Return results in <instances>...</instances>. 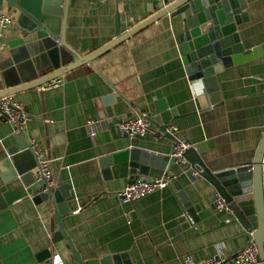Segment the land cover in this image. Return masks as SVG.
<instances>
[{"label":"crops","instance_id":"0c3cea01","mask_svg":"<svg viewBox=\"0 0 264 264\" xmlns=\"http://www.w3.org/2000/svg\"><path fill=\"white\" fill-rule=\"evenodd\" d=\"M246 1L249 20L239 32L246 49L257 47L260 52L218 75L222 96L218 105H209L203 88L188 78L182 62L186 45L178 38L181 27L178 18L169 15L67 71L62 86L48 90L35 86L12 94L30 114L25 134L51 160L54 186H72L66 199L71 212L61 222L83 257L128 254L135 264H202L219 252L232 257L248 241L249 233L234 221L231 211L215 209L213 185L205 178L191 180L186 165L170 170L194 204L196 220L174 184L124 202L119 192L135 178L127 163L111 166L110 175L101 165L102 158L130 148L134 141L170 161L176 139L201 146L199 153L213 171L253 163L264 137V0ZM163 5L162 0H69L67 41L86 56L122 32L117 31V16L129 30ZM0 12L15 20L5 30V39L18 31L16 15L6 8ZM21 55L8 44L2 52L0 90L19 78L17 67L27 62ZM38 56L49 59L47 53L33 54L20 84L51 72L47 68L34 79L32 58ZM123 84L125 93L115 92L113 87ZM157 91L168 103L161 112L164 123L179 128L176 139L159 127L144 140L122 133L119 120L139 112L155 116ZM16 136L0 114V187L21 174L31 184L26 197L0 209V264H40L38 255L45 249L55 258L59 255L63 264H72L71 250L53 217L54 202L34 200L44 181L34 174L33 154L25 150L7 156L9 149L20 147ZM164 172L156 167L147 176L156 178Z\"/></svg>","mask_w":264,"mask_h":264},{"label":"water","instance_id":"95a60500","mask_svg":"<svg viewBox=\"0 0 264 264\" xmlns=\"http://www.w3.org/2000/svg\"><path fill=\"white\" fill-rule=\"evenodd\" d=\"M163 4V7L155 14L129 30H125L124 24L119 19L121 16H117V31L122 30V32L101 48L83 56L69 44L66 38L69 0H0V11L6 8L9 12L14 13L18 27L17 33L6 36L5 41L12 48L20 49L22 52L20 58L27 61L25 65L17 67L19 72L21 71L19 78L12 84L6 82L8 88L0 90V97L15 94L26 88L41 86L62 76L72 68L94 60L149 24L169 15L170 18H178V24L181 27L178 38L182 44L186 45L182 62L188 78L203 88L209 105L222 103L218 75L231 65L257 57L260 52V48L257 47L246 49L239 32V27L249 20L247 1L164 0ZM37 52L47 53L49 59H43L42 56L32 58L37 71L34 79H37L40 72L47 68H51V72L49 74L44 72L41 75L45 76L35 82L24 80L25 82L20 84L25 77L23 68L28 66L27 63L31 56ZM124 86L125 84L113 88L115 92L120 90L125 93ZM124 95L129 98L127 94ZM156 97L154 102L156 114L152 118L151 129L155 130L159 127L165 136L176 139L174 135L166 131L167 124L164 123L161 115V112L168 108V103L161 91L156 92ZM139 114L143 115L142 112ZM145 136L137 135L135 140H144ZM16 139L20 147L9 149L7 156L12 157L14 153L29 151L35 158L34 167H36L37 159L29 148L26 134H19ZM201 150V146L197 145L186 151L185 156L189 166L186 168L185 174L191 180L205 178L226 199L234 221L238 222L248 233H252L264 261V185L262 175L264 137L252 164L226 170L213 171L201 157L199 153ZM123 163H127L133 177L149 175L152 168L167 170L173 166L169 160L164 158L163 154L143 148L137 141H134L130 148L101 159V165L107 175H110L111 166ZM30 175L35 182L34 174L30 172ZM24 179L21 174L0 187V209L28 195L27 188L31 184ZM173 184L180 190L186 208L191 214L194 213L192 214L194 219H199L195 216L194 204L182 189L178 178ZM47 186V183L44 182L43 189L41 188L42 190L35 194L34 200H52L54 202L53 217L67 241V248L71 250L72 264H135L128 254L83 257L61 222L62 217L71 212L66 199L71 196L72 186L64 184L59 187H49L46 190ZM196 208L200 209V206L197 205ZM38 260L40 264H55V256L50 249L41 252L38 255Z\"/></svg>","mask_w":264,"mask_h":264},{"label":"built area","instance_id":"2783aa9c","mask_svg":"<svg viewBox=\"0 0 264 264\" xmlns=\"http://www.w3.org/2000/svg\"><path fill=\"white\" fill-rule=\"evenodd\" d=\"M94 1L96 3H101L106 0ZM14 22L15 20L11 14L0 12V58L2 52L7 47L4 39V32L8 27L12 26ZM63 83V77L59 76L41 85V87L44 90H48L58 88L62 86ZM0 114L12 124L15 135L26 133L30 114L25 105L15 99L12 94L0 97ZM152 124V117L143 114L122 119L118 122V128L122 133L127 134L131 138H135L137 135L145 136L149 132L156 131V129H151ZM178 129V126L175 124H167L166 126V131L172 135H174ZM192 146L193 144L188 140L176 139L169 154L170 164L186 165L184 168V170H186L189 163L185 153ZM29 148L33 151L37 159V165L34 170L36 178L47 183L48 186L45 188L46 190L49 187H54L51 160L45 155L44 151L35 140H29ZM8 156L10 157V155ZM262 175L264 185V156L262 160ZM176 179L177 175L172 173L170 169L165 170L161 176L156 178H150L147 175H138L119 192V196L124 202H132L151 194L157 189L173 185ZM213 204L218 212L229 210L226 199L219 192H216ZM202 264H264V261L261 258L257 242L253 238L252 233H249L246 244H244L232 257L226 255L224 252H219L207 258Z\"/></svg>","mask_w":264,"mask_h":264},{"label":"clouds","instance_id":"9594fccd","mask_svg":"<svg viewBox=\"0 0 264 264\" xmlns=\"http://www.w3.org/2000/svg\"><path fill=\"white\" fill-rule=\"evenodd\" d=\"M55 264H63V261L61 260L59 255L55 258Z\"/></svg>","mask_w":264,"mask_h":264}]
</instances>
